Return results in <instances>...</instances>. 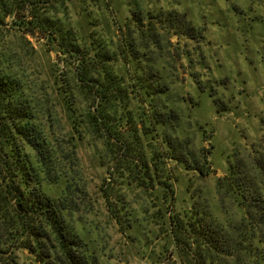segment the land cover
<instances>
[{"label":"rangeland","instance_id":"374dc122","mask_svg":"<svg viewBox=\"0 0 264 264\" xmlns=\"http://www.w3.org/2000/svg\"><path fill=\"white\" fill-rule=\"evenodd\" d=\"M45 10L71 28L90 54L97 45L104 46L109 65L128 92L118 114L131 113L135 122L128 124L140 134L148 157L164 150L162 136L145 133L153 99L138 80L150 68L158 69L169 86L157 102L179 113L176 135L189 140L196 156L213 145L208 176L163 157L157 159L154 179L141 184L106 142L84 127L82 114L91 101L79 91L75 57L61 53L45 32L20 27L15 20L25 12L4 18L1 58L10 61V69L23 77L41 109L50 112L38 115L51 142L73 148L77 156L87 194L78 198L79 209L70 220L100 264H184L183 247L176 246L171 233L172 215L187 218L195 203L224 222L244 214L233 197L222 198L218 192V179L230 164L241 160L257 173L264 194V0H53ZM170 10L186 13L201 35L188 38L170 30L163 19ZM125 42L133 44L132 56L122 53ZM67 82L83 121L81 131L74 129L65 102L62 88ZM168 177L170 188L164 184ZM64 185L62 179L45 188L58 196ZM6 234L0 264H39L20 243L21 236L16 240ZM193 253L190 257L197 258Z\"/></svg>","mask_w":264,"mask_h":264},{"label":"trees","instance_id":"16d2710c","mask_svg":"<svg viewBox=\"0 0 264 264\" xmlns=\"http://www.w3.org/2000/svg\"><path fill=\"white\" fill-rule=\"evenodd\" d=\"M52 1L0 0V25L5 17L16 18L23 11L26 14L15 20L20 27L29 33L45 32L61 53L75 57L79 91L91 101L82 114L84 127L103 139L116 158L120 157L128 175L142 181L141 184L154 179L157 159L163 157L175 159L202 177L208 176L212 171L208 157L213 145L203 147L196 156L189 140L176 135L179 113L168 108L167 103L157 102L169 90L158 69L150 68L138 80L139 87H145L153 99L152 112L147 113V123L144 122L145 133L157 139L162 136L164 149L162 154L154 151L148 157L140 134L128 124L135 122L131 113L118 114V109L126 104L128 92L109 65V54L102 45H97L96 52L90 54V49L77 40L71 28L45 10ZM134 15L136 20H142L139 11ZM163 19L177 35L195 38L202 33L184 12L170 10ZM124 44L122 53L132 56L133 44ZM10 68V61L0 56V246L9 233L16 240L21 236L20 243L35 255L39 264H100L98 255L91 251L70 220L72 212L79 209L78 198L87 194L80 181L75 151L65 149L59 141L51 142L50 133L38 115L40 112L49 116L50 112L43 106L41 109L23 77ZM62 89L72 113L73 127L81 131L83 121L76 114L74 92L68 82ZM257 175L239 160L230 164L229 172L218 179L222 198L233 197L243 208L239 220L224 222L199 203H195L187 218L172 215L171 233L176 246L183 247L180 253L184 264H264V194ZM171 178L165 180V187H171ZM62 179L65 180L63 192L50 195L45 184ZM106 198L109 200V195ZM194 251L197 258L190 257Z\"/></svg>","mask_w":264,"mask_h":264}]
</instances>
